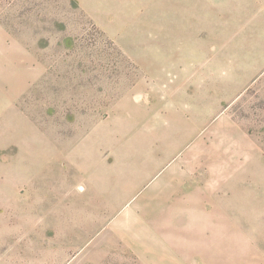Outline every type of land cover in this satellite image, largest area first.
I'll use <instances>...</instances> for the list:
<instances>
[{
  "label": "rangeland",
  "instance_id": "374dc122",
  "mask_svg": "<svg viewBox=\"0 0 264 264\" xmlns=\"http://www.w3.org/2000/svg\"><path fill=\"white\" fill-rule=\"evenodd\" d=\"M0 264H264V0H0Z\"/></svg>",
  "mask_w": 264,
  "mask_h": 264
},
{
  "label": "crops",
  "instance_id": "0c3cea01",
  "mask_svg": "<svg viewBox=\"0 0 264 264\" xmlns=\"http://www.w3.org/2000/svg\"><path fill=\"white\" fill-rule=\"evenodd\" d=\"M189 252H191V251H189ZM188 253V252H187ZM192 254H193V252H191Z\"/></svg>",
  "mask_w": 264,
  "mask_h": 264
}]
</instances>
